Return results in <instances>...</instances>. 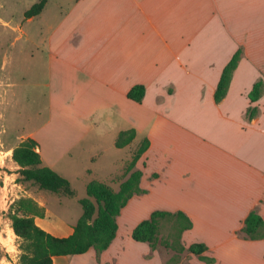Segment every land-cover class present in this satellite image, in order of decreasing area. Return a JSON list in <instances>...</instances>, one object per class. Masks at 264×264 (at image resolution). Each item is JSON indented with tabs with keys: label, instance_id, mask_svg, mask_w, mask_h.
<instances>
[{
	"label": "crops",
	"instance_id": "obj_1",
	"mask_svg": "<svg viewBox=\"0 0 264 264\" xmlns=\"http://www.w3.org/2000/svg\"><path fill=\"white\" fill-rule=\"evenodd\" d=\"M58 11L47 38L63 80L58 102L89 108L86 129L93 127L89 117L112 111L149 147L136 163L147 193L121 209L116 236L99 260L91 248L53 257V264H115L123 229L128 241L144 246L146 257L163 264L158 251L131 238L154 211L185 214L192 227L182 233V245L205 244L204 255L214 264H252L255 256L263 264L264 239L243 240L237 233L251 210L264 220V93L256 102L248 98L256 81L264 84V0H70ZM239 48L242 58L216 103L221 73ZM135 85L145 88L141 103L126 96ZM124 106L133 113L125 114ZM249 108L259 110L250 121ZM71 138L55 136L57 145L39 146L42 166L54 171ZM30 198L44 210L43 218L35 217L37 226L60 237L72 234L74 226L58 221L48 201ZM189 264L205 263L190 255Z\"/></svg>",
	"mask_w": 264,
	"mask_h": 264
},
{
	"label": "rangeland",
	"instance_id": "obj_2",
	"mask_svg": "<svg viewBox=\"0 0 264 264\" xmlns=\"http://www.w3.org/2000/svg\"><path fill=\"white\" fill-rule=\"evenodd\" d=\"M39 1L0 0V264H18L21 240L14 235L9 218L13 202L36 195L39 200L48 201V209L58 221L72 227L82 214L78 200L87 197V184L91 181L105 183L117 191L126 179L123 171L127 162L145 137L138 133L129 145L117 149L116 136L132 128L119 122L114 112L98 111L97 117L95 114L89 117L92 129H86L89 108H67L58 102L64 90L63 80L56 63L51 62L47 38L58 23L59 6L67 9L70 0H49L44 16L34 17L31 22L24 20V12ZM133 111L129 106L123 107L127 115ZM55 136L74 139L68 145L70 150L53 164L54 172L69 181L74 198L40 190L32 182L22 181L19 167L11 159L12 150L23 140L34 139L39 153V146L44 150L57 145L51 141ZM159 232L162 239L175 243L177 230L173 219L162 220ZM122 238L123 250L115 264H159L157 258L145 256L144 246L128 241L124 229ZM156 251L163 264L177 261L189 264L190 256L186 253L179 256L174 250L163 247ZM254 260L252 264H261L259 256ZM240 261L234 264H241ZM82 262L71 260L72 264Z\"/></svg>",
	"mask_w": 264,
	"mask_h": 264
},
{
	"label": "trees",
	"instance_id": "obj_3",
	"mask_svg": "<svg viewBox=\"0 0 264 264\" xmlns=\"http://www.w3.org/2000/svg\"><path fill=\"white\" fill-rule=\"evenodd\" d=\"M45 4L46 0L34 3L24 12V20L39 15ZM242 55V49L239 48L224 67L214 93L216 103H220L226 96L231 78ZM262 87V79L253 84L248 93L251 102H256L261 98L263 95ZM144 93L143 85H135L129 89L126 96L128 100L141 103ZM258 114L257 108H249L245 116L250 121ZM135 137L136 131L133 128L122 131L116 136L114 146L117 149H122L129 145ZM36 147H38L36 141L27 138L12 150L11 159L19 167L21 180L32 182L40 190L74 198L75 193L71 189L69 181L52 169L42 166L40 154L35 150ZM148 147L149 141L144 137L140 147L133 154L131 160L127 162L123 171V176L126 179L119 185L117 191L112 190L105 183L91 181L87 184V197L78 200L82 214L76 221L72 234L67 237L53 236L36 225L35 217L43 218L44 210L39 208L33 199L19 198L13 202L9 207V218L14 235L21 240L18 264H53V257L81 255L91 248L96 253V260H99L100 254L108 249L116 236L117 218L121 209L133 196L147 193L146 190L140 188L142 172L136 168V162ZM168 218L175 222L177 230L175 243L160 237V222ZM191 227V220L182 212L154 211L148 219L141 221L134 227L131 238L135 242L146 243L151 252L156 251L158 247H163L174 250L176 255L180 256L186 253L189 256H196L205 264H214L215 258L204 255L207 251L205 244L194 243L187 248L182 245L181 235ZM237 235L243 240L264 239V220L255 209L249 212ZM176 264H179V261Z\"/></svg>",
	"mask_w": 264,
	"mask_h": 264
},
{
	"label": "water",
	"instance_id": "obj_4",
	"mask_svg": "<svg viewBox=\"0 0 264 264\" xmlns=\"http://www.w3.org/2000/svg\"><path fill=\"white\" fill-rule=\"evenodd\" d=\"M38 149V148H37ZM37 149H35L37 151Z\"/></svg>",
	"mask_w": 264,
	"mask_h": 264
}]
</instances>
